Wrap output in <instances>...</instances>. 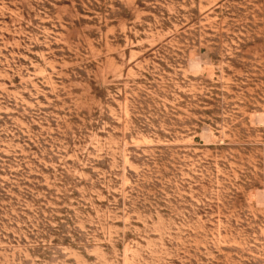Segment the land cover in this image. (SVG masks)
<instances>
[{"label": "rangeland", "instance_id": "obj_1", "mask_svg": "<svg viewBox=\"0 0 264 264\" xmlns=\"http://www.w3.org/2000/svg\"><path fill=\"white\" fill-rule=\"evenodd\" d=\"M0 264H264V0H0Z\"/></svg>", "mask_w": 264, "mask_h": 264}]
</instances>
